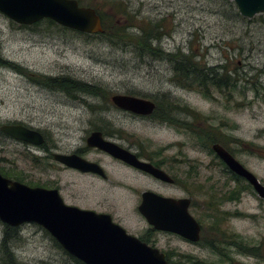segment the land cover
<instances>
[{"label":"rangeland","instance_id":"rangeland-1","mask_svg":"<svg viewBox=\"0 0 264 264\" xmlns=\"http://www.w3.org/2000/svg\"><path fill=\"white\" fill-rule=\"evenodd\" d=\"M78 1L104 16L105 27L112 32L109 39L63 29L48 20L22 27L0 13V59L11 64L0 65V126L34 129L44 135L46 146L44 151L43 145L18 142L0 132V168L19 172L28 186L53 182L69 194L88 197L91 204L107 199L137 225L126 227L128 232L141 236L147 224L134 211L135 192L62 171L50 155L73 151L89 128H100L102 122L109 140L170 161L177 186L166 190L161 186L158 191L194 199L195 209L190 212L209 229L212 238H204L213 244L206 248L169 233L152 232L151 247L170 253L172 264H264V199L252 187L246 188V182L239 183L243 188L239 201L227 200L228 195L222 199V192H231L238 184L203 144L209 134L264 185V14L243 18L232 0ZM156 24L162 38L153 45L159 48L160 58L139 57L129 40L114 37L117 28L126 27L127 35L134 37L142 27ZM177 53L195 54V61L208 68L225 67L236 78L235 86L222 91L209 88L208 97L181 86L166 57ZM43 77L67 78L102 93L76 92L72 97L38 86ZM114 95L149 99L164 108L169 105L177 122L136 118L111 103ZM160 111L166 115L164 109ZM125 183L138 191L151 186L139 177ZM210 203L216 209L213 215L206 213L207 219L204 213ZM2 230L0 222V240ZM223 234L236 235L230 241L245 250L221 245ZM11 247L20 264H71L48 232L34 224L20 226ZM251 249L258 256L242 253ZM226 252L231 254L229 259L221 257Z\"/></svg>","mask_w":264,"mask_h":264},{"label":"water","instance_id":"water-1","mask_svg":"<svg viewBox=\"0 0 264 264\" xmlns=\"http://www.w3.org/2000/svg\"><path fill=\"white\" fill-rule=\"evenodd\" d=\"M232 1L243 18L250 20L264 14V0ZM0 13L22 26H32L48 19L81 34L96 35L103 31L95 9L79 6L77 0H0ZM111 103L120 110L141 116H149L155 110V103L151 100L131 95H114ZM0 131L18 142L34 146L44 143L40 132L23 125L4 124ZM87 143L160 180L172 182L163 171L104 139L100 132L91 133ZM211 149L231 173L244 179L257 196L264 199V185L252 172L219 144H213ZM53 158L72 168L99 172L96 165L75 156L54 154ZM190 203L188 198L171 199L145 192L138 210L156 231L197 242L200 225L189 212ZM0 222L12 228L24 224L41 227L68 255L83 264H168L163 252L128 234L109 215L68 206L57 190L30 187L1 174Z\"/></svg>","mask_w":264,"mask_h":264},{"label":"flooded vegetation","instance_id":"flooded-vegetation-1","mask_svg":"<svg viewBox=\"0 0 264 264\" xmlns=\"http://www.w3.org/2000/svg\"><path fill=\"white\" fill-rule=\"evenodd\" d=\"M78 3H79V1H78ZM79 6H81L80 3H79ZM82 7H84V6H82ZM96 13H97V11H96ZM44 20H48V19H44ZM18 26H22V25H18ZM96 35H98V34H96ZM1 62L8 63L7 61H3L2 59H0V64H1ZM38 86H40L44 89V77H43V83H38ZM121 111H123V110H121ZM123 112L129 113L136 118H150V116L153 114L152 113L149 116H141V115L132 114V113L127 112V111H123ZM90 113L92 115H96V114L101 113V111H91ZM100 124H102L100 126V129H96V128L91 126L89 128V130L86 132V136H84L82 144L81 145L79 144L73 151H69V152L64 151V152L57 153V154L63 155V156H75V157H77V158H79V159H81L87 163L94 164L98 167L99 172L84 171L83 169H77V168L69 167L62 162H58V161L54 160L53 155L55 153L54 154L51 153L50 155H51L52 159L57 163V165L59 167H61L62 171L70 172V173H72V175H74L76 177H80L82 179L97 180L100 182L110 184L109 186H113L114 188L130 190V191L135 192V194L137 196V200H136V204L134 206V211L137 212L139 214V216L141 217V219L145 222H146L145 218L139 213V210H138L139 206L142 203L143 193L152 192L154 194L163 196L165 198L181 199V198H176L174 195H171L170 193L166 194L165 192L158 191L161 186L164 190L174 188L177 186L176 175L173 171V168L171 166H169L170 161H166V160L160 159V158L159 159L153 158V157L144 155V154L139 153V152L136 153V152H133L131 149L124 147V146H121V145L116 143L121 148H123V149L129 151L130 153L134 154L138 160H140L142 162H146L148 164H151L154 168L163 171L168 176V178L172 179V182L160 180V179L154 177L153 175L126 163L123 160H120L118 158L113 157L112 155H110L109 153H107L103 150H100L96 147L89 146L87 143V139L90 136V134L93 132H100L104 139L109 140L106 137V133L104 130L106 128H104L102 122H100ZM42 136L44 138L43 134H42ZM109 141H111V140H109ZM44 142H45V139H44ZM42 149L45 151L46 146L44 147V145H43ZM226 151H228V150H226ZM219 161H221V160L219 159ZM134 177H139V178L145 179L148 182L149 186L150 185L151 186L147 187V188H143V189L138 191V190H136L137 187L134 186L133 184L125 183V181H127L128 179L134 178ZM33 187H42V188L47 189V190H57L62 201L64 202V204H66L68 206L77 207V208L82 209V210L93 211L97 214L109 215L111 220L115 224L122 227L128 234H130V233L128 232L126 227L133 228V229H135L137 227L136 224L132 223L130 215H127L125 212L120 211L118 206H114L107 199H103L100 202L91 204V200L88 197H83V196L73 194V193L69 194L66 192L65 188H62L59 184H54L53 182H47L46 184L44 183V186L39 185V186H33ZM188 199H190V198H188ZM190 201H191V199H190ZM190 206H191V203H190ZM205 211H206L205 214L206 213L209 214V213H211L212 209L209 207H206ZM189 212H190V207H189ZM190 214H191V212H190ZM221 214H225V213L221 212ZM208 218H210V217H207V219ZM194 219L200 225L199 240L197 242H191V241L185 240L184 238H182L176 234H173V233H169V234L175 235V236L181 238L182 240H185V242H187L188 244H191V245L202 246V247H206V248H213V244L211 243V241L210 240L206 241L207 238H210V239L212 238L208 233L209 229H208V231L205 230L203 225L195 217H194ZM146 224H147V228L145 229V234L143 233L141 236H135L134 234H130V235L138 238L141 242L146 243L147 245L150 246L151 244H154V239H152V237H151L152 232L168 233V232L156 231V229L154 227L150 226L147 222H146ZM204 236L207 238H204ZM235 244L236 243L231 242V241L228 243H225L224 241H222L221 245L229 246V248H230L229 250H235L236 248L237 249L240 248V246L237 247L238 245L236 244L237 245L236 246ZM240 249L245 250L242 248H240ZM242 253L252 255V253L250 251L249 252L244 251ZM230 255L231 254L226 252L225 255L221 254V257H223L224 259H229ZM165 256H166V254H165ZM176 256H179V254L178 255L176 254ZM184 256L186 259H189V260L193 259V256H190L189 254H185Z\"/></svg>","mask_w":264,"mask_h":264},{"label":"trees","instance_id":"trees-1","mask_svg":"<svg viewBox=\"0 0 264 264\" xmlns=\"http://www.w3.org/2000/svg\"><path fill=\"white\" fill-rule=\"evenodd\" d=\"M234 5V4H233ZM96 10V9H95ZM97 11V10H96ZM101 20L103 21V31L99 33L98 35L100 37H105L109 39V34H111V30L108 27H105L104 23V16L99 13ZM103 16V17H102ZM49 24H53L51 20H48ZM37 24V23H36ZM55 24V23H54ZM23 27H28V26H23ZM160 25L156 24L152 26L150 29H145L142 27L141 32L139 35L136 36H130L127 35L126 32V27L124 28H117L116 32L114 33V37L122 42H129L133 44V51L137 53L139 57H142L143 55H147L150 57H162L160 55L159 48L157 46H154V43H157L161 40V35L157 33V30L159 29ZM63 28V27H62ZM66 29V28H63ZM129 40V41H128ZM190 55V56H189ZM181 54L177 53L174 55H167L168 61L172 64V68L174 71V79L177 81L178 84L181 86L187 87V88H195L199 90L204 96L208 97V90L209 88L217 89L222 91L223 88L226 87H231L233 88L236 83V78H234L232 75H230L226 70L225 67H217V68H208L204 65H200L197 61H195L196 55L195 54ZM1 64L5 65H10L9 63H3ZM0 64V65H1ZM16 67V66H15ZM17 68V67H16ZM19 70V68H17ZM69 79L67 78H48L44 77V86L49 87V88H55L58 89L59 91H62L66 93L67 95H70L72 97H75L76 92H82V93H87V94H95L102 93L101 90L97 89L96 87H91V86H86L84 84H81L79 82H74L70 83L68 82ZM164 109V112L166 115H161L160 109ZM167 108L168 111H165ZM172 112V107L168 105L164 108L162 107L160 102H156L155 104V110L153 114L151 115L152 119H157L161 121H168L171 124L176 123L177 121L174 120V116L171 115ZM192 117L196 118L195 114L189 113ZM171 116V117H169ZM96 129H100L99 127H94ZM1 132V131H0ZM2 133V132H1ZM4 135V134H3ZM201 137L200 135H198ZM207 139L205 142H203L205 147H208L207 149L213 153L211 146L213 144H219L217 143L218 141L215 140L214 138L210 137L209 134H207ZM204 147V148H205ZM206 149V148H205ZM153 158H157L155 156H150ZM217 157V156H216ZM221 165H223L225 168L226 166L220 161ZM227 169V168H226ZM228 170V169H227ZM230 174V179L238 184L237 189H233L230 191L226 190V192H222V199H226V196L228 195L229 201H239L240 200V193L243 191V188L239 186V183H245L246 181L230 171H228ZM0 174L6 178L13 179L15 181L19 182H25L23 176L17 172V171H9L5 172L0 168ZM194 177H192L193 179ZM179 183V181H178ZM247 184V183H246ZM28 185V184H27ZM29 186H39L34 183H29ZM246 188L251 187L249 184L246 185ZM218 202V201H216ZM219 204V202H218ZM211 207V215H213V211L216 209L215 204L213 205L210 203L207 205V207ZM190 208L195 209V200L191 199V206ZM219 208V207H217ZM205 214V213H204ZM206 215V214H205ZM223 215V214H222ZM206 217H209L206 215ZM18 232H19V227L18 228H12L7 225L3 224V230H2V238L0 240V264H20L16 261L15 255L13 254V250L11 247V243L17 241L18 239ZM236 235H222V240L226 243L230 242V238H234ZM205 237V236H204ZM54 240V239H53ZM55 245L59 247L61 250H63L58 243L54 240ZM210 243V242H209ZM240 248L245 249L244 247L240 246ZM248 248V247H247ZM250 249V248H248ZM64 255L71 261V264H83L79 260L71 257L68 255L64 250H63ZM252 255L258 256V251H255L254 249H251ZM176 255V254H175ZM178 255V254H177ZM181 257H184V255H180ZM171 254L168 253L166 254V260L168 264H172L170 260ZM62 264H67V263H62Z\"/></svg>","mask_w":264,"mask_h":264},{"label":"bare ground","instance_id":"bare-ground-1","mask_svg":"<svg viewBox=\"0 0 264 264\" xmlns=\"http://www.w3.org/2000/svg\"><path fill=\"white\" fill-rule=\"evenodd\" d=\"M98 14V13H97ZM100 17V16H99Z\"/></svg>","mask_w":264,"mask_h":264}]
</instances>
